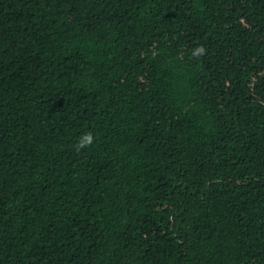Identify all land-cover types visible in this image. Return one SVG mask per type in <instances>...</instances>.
<instances>
[{"label":"trees","instance_id":"trees-1","mask_svg":"<svg viewBox=\"0 0 264 264\" xmlns=\"http://www.w3.org/2000/svg\"><path fill=\"white\" fill-rule=\"evenodd\" d=\"M0 264H264V0H0Z\"/></svg>","mask_w":264,"mask_h":264},{"label":"clouds","instance_id":"clouds-1","mask_svg":"<svg viewBox=\"0 0 264 264\" xmlns=\"http://www.w3.org/2000/svg\"><path fill=\"white\" fill-rule=\"evenodd\" d=\"M195 51H196V53L203 55L205 52V49H203L202 47H199ZM93 140H94V137L90 133L85 134L77 142L76 150L79 151L83 148L89 147L93 143Z\"/></svg>","mask_w":264,"mask_h":264}]
</instances>
